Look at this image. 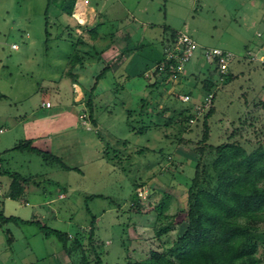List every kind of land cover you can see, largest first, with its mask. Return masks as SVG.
<instances>
[{
  "label": "rangeland",
  "instance_id": "obj_1",
  "mask_svg": "<svg viewBox=\"0 0 264 264\" xmlns=\"http://www.w3.org/2000/svg\"><path fill=\"white\" fill-rule=\"evenodd\" d=\"M116 1L90 0L102 10L103 19L97 30L106 32V36L119 25L109 14L114 6L118 7ZM121 2L123 14L128 16L124 33L109 36L117 45L129 48L131 54L142 53L140 44L144 37L157 38L154 45L158 58L168 35L167 26L168 33L185 32L201 46L233 52L235 58L229 71L221 74L198 49L179 78L166 76L157 85L152 84L155 65L146 76L143 66H131L127 70L132 75L129 81L117 77L112 82L108 73L100 79L104 87L98 93L100 97L92 99L90 119L88 97L83 105L72 104L73 79L66 62L77 35L71 31L72 37L56 38L59 28L71 22L69 15L60 16L61 1L0 0V92L6 95L0 99V128L8 126L6 132L0 133V159L3 171L32 178L25 185L24 196L11 199L7 195L11 178L0 175V212L36 221L0 224V264H81L83 255L90 264L143 260L151 250L170 247L180 233L181 226L157 236L156 206L163 202L164 211L169 214L186 209L188 186L198 162L195 149L206 144L203 163L212 171L210 164L216 155L208 144L237 141L248 151L264 145V61L260 59L264 54V29L247 28V21L237 15L240 1ZM67 5L70 2L62 3ZM126 8L134 12L137 21ZM143 21L153 22L156 27L145 28ZM14 43L19 50L12 48ZM246 43L251 53L244 48ZM76 64L77 61L72 72ZM87 67L90 74L94 67ZM104 68L97 67L95 74L100 75ZM208 77L216 82L215 112L208 120L210 134L204 142L203 115L184 127L178 119L182 107L203 97L201 86ZM111 85L115 90L107 88ZM181 88L190 93V101H181L179 94H186L178 91ZM43 102H50L52 108L43 107ZM164 107L170 109L158 115ZM79 111L84 118H78ZM19 115L20 121L28 120L32 126L40 121L47 124L39 129L38 146L59 156L71 169L46 162L36 153L13 148L26 140L25 125L17 121ZM62 119L65 131L52 134L53 127L48 123L60 128ZM134 182L144 183L138 188V207L132 206L131 201ZM93 195L103 196L90 197ZM93 215L96 221L90 242ZM40 223L68 232L70 243L77 232L81 233L83 249L69 255L54 235L48 237L42 231Z\"/></svg>",
  "mask_w": 264,
  "mask_h": 264
},
{
  "label": "trees",
  "instance_id": "obj_2",
  "mask_svg": "<svg viewBox=\"0 0 264 264\" xmlns=\"http://www.w3.org/2000/svg\"><path fill=\"white\" fill-rule=\"evenodd\" d=\"M73 7L74 0H70V5L62 6L69 14L72 13ZM168 30L169 28L165 26V33L168 35L163 40L164 48L173 45L177 37L176 31L168 33ZM76 61L75 55L72 54L68 63L70 74H72ZM160 62L154 67L153 85H157L168 76L167 69L165 71L160 69ZM105 71L106 68L102 72ZM101 75L103 73L97 77ZM215 84L216 82L211 77L206 78L201 86L203 97L198 101L192 100L179 111L178 122L182 127L189 126L191 119L199 120L201 116L194 110V105L203 103L206 96L213 95L211 106L202 114L204 142L209 139L210 134L208 120L215 112L213 92ZM178 91L190 94L182 88ZM5 97L6 95L0 92V99ZM86 103L91 119L93 118L92 97H88ZM168 109L170 107H164L158 115H163ZM92 122L96 124L93 119ZM140 132L143 130L141 129ZM208 146L215 151L216 155L210 164L212 171H208L203 163L206 144L200 145L194 150V154L198 153V162L195 174L188 186L186 209H179L177 213L169 214L164 211L163 202L156 206L157 215L154 227L157 236L161 237L181 226L177 238L170 247L151 250L148 257L129 264H264V145L259 144L252 151H248L237 141L225 142L216 146L208 144ZM13 148L36 153L46 162L57 163L62 168L71 169L59 156L33 144L32 139H26ZM118 157L121 160L120 155ZM2 174L11 178L8 197L22 198L25 194V185L30 183L32 178L14 171H3L0 168V175ZM143 184L133 183L132 206H139L141 198L138 188ZM96 196L103 195L90 197ZM87 209L90 212V209ZM92 219L90 242L94 235L93 225L96 216L93 215ZM12 221L36 222L35 220H23L13 215L6 216L3 211L0 212V224ZM40 227L48 237L54 235L69 255L80 248L83 249L81 233L77 232L70 243L71 234L68 232L47 227L41 223ZM93 250L96 251V248L93 247ZM98 261L101 262L99 257ZM81 264H90L85 255H83Z\"/></svg>",
  "mask_w": 264,
  "mask_h": 264
},
{
  "label": "crops",
  "instance_id": "obj_3",
  "mask_svg": "<svg viewBox=\"0 0 264 264\" xmlns=\"http://www.w3.org/2000/svg\"><path fill=\"white\" fill-rule=\"evenodd\" d=\"M61 1V10H60V16L63 15H69L71 22L64 23L65 25L62 28H59L56 38L59 40H62L65 35H69L72 37V32L77 35L76 40L73 42V51L70 53L68 57V60L66 62V65L69 63V59L71 55H75L77 64L76 68L74 69L75 72H72V90H71V97H72V104L75 105H83L84 99L87 97L93 98H99L100 94L99 92H102L104 87L100 85V79L104 77L106 74H110L112 78V82H115V80L120 77H122L125 81H129L132 77L131 73L127 72V70L130 71L131 66H143L142 72L146 73L148 71H151V68L161 61L164 58V42L162 44V51L160 54H158V58L156 57L157 54H155V43L158 42L157 38L153 39H147L144 37V41L140 44L141 52L139 55L131 54V50L127 48L126 46L117 45L113 39V37L110 38L109 35L114 36L115 33H124L123 26L125 19L127 20V15L123 14L122 9L124 6L122 0H118L115 3H118V7L114 6L113 9H111V12L109 14L111 15V18L118 22V28L113 31H108L106 36V32L101 34L98 32V27L102 23L103 19V13L102 10L97 9L94 5L91 4L90 0H74V7L72 10V13L69 14L62 8L63 2H70V0H60ZM120 1V3H119ZM240 2L237 7V15L240 19L244 20V23L249 30L252 31V29H258L261 27L264 29V0H239ZM114 3V4H115ZM113 4V5H114ZM127 9V8H126ZM107 13V12H106ZM128 15H130L135 21L138 20V17L134 15V12H131L127 9ZM107 21H109L107 19ZM145 28H151L154 29L156 26H154L153 22L150 21H143L142 22ZM142 25V28L144 27ZM49 22L47 21L46 25V35L47 39L50 38L49 30H48ZM259 34V32H258ZM105 35V36H104ZM162 39V38H161ZM148 43L146 45V43ZM13 45H17L16 48H13ZM12 45V48L15 50H19L20 47L18 44L14 43ZM244 48L248 50V53L250 52L249 46L244 44ZM146 49L147 51L144 52ZM77 54V55H76ZM156 57V58H155ZM246 58V55L244 56ZM256 58V57H255ZM260 59L264 61V54H261ZM93 62V64H92ZM92 65V70L89 74L88 71H86L87 65ZM103 65L106 68L105 72L101 77H97V74H95L97 67ZM86 71V72H84ZM89 74V75H87ZM82 75H85V77H82ZM109 90H115L114 85H111L109 87ZM42 106H45V103H42ZM52 104L49 108H52ZM46 108V107H45ZM83 112H78V118L79 115H81ZM36 116V115H35ZM63 116V115H62ZM65 115L63 117L67 118ZM19 117L22 116H16L18 124L25 125L23 128H25L24 131V139H32L33 144L39 145L41 141L40 138V131L42 124L47 125L45 122H38L34 123L32 126L31 123H28V120L20 121ZM63 120V119H62ZM51 124L50 127H53L52 134H56L60 129L65 131V120L62 121V126L59 128L56 124ZM75 125V123H73ZM17 126L14 127L16 129ZM32 127V128H31ZM47 127V126H46ZM73 127V126H72ZM4 132L7 131L8 126H3ZM33 129V130H32ZM3 132V133H4ZM51 138V136H50ZM51 140V139H49ZM40 141V142H39ZM40 147V146H38ZM41 148V147H40ZM0 168L1 170H4L3 168V162L2 159H0ZM3 175V174H2ZM5 176V175H3Z\"/></svg>",
  "mask_w": 264,
  "mask_h": 264
},
{
  "label": "built area",
  "instance_id": "obj_4",
  "mask_svg": "<svg viewBox=\"0 0 264 264\" xmlns=\"http://www.w3.org/2000/svg\"><path fill=\"white\" fill-rule=\"evenodd\" d=\"M17 45H13L16 48ZM200 49L202 56L207 60V62L215 64L217 70L221 74H226L229 71L230 64L235 58V54L231 51L224 50L219 47H205L201 46L192 36L185 32H177V37L173 45L166 47L164 49V58L160 62V69L168 71V77L177 79L185 71L186 64L191 60L195 51ZM181 101H190V94H179ZM213 95L210 94L204 98V102L201 104H195L194 110L197 114L202 115L212 104ZM46 107H50L51 103L46 102ZM81 115V118H84ZM191 119V122H194ZM4 132V128H0V133ZM1 188V186H0ZM1 194V191H0Z\"/></svg>",
  "mask_w": 264,
  "mask_h": 264
}]
</instances>
